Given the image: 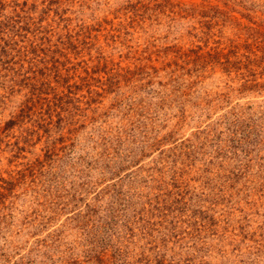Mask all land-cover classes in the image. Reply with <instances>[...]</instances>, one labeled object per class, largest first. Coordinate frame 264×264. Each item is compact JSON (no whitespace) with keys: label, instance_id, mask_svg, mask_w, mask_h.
I'll return each mask as SVG.
<instances>
[{"label":"rangeland","instance_id":"1","mask_svg":"<svg viewBox=\"0 0 264 264\" xmlns=\"http://www.w3.org/2000/svg\"><path fill=\"white\" fill-rule=\"evenodd\" d=\"M0 264H264V0H0Z\"/></svg>","mask_w":264,"mask_h":264}]
</instances>
